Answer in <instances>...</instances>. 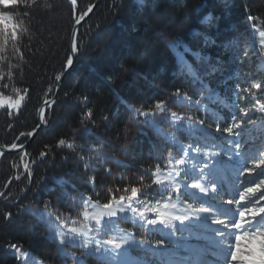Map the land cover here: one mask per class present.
I'll return each mask as SVG.
<instances>
[{
	"label": "trees",
	"instance_id": "obj_1",
	"mask_svg": "<svg viewBox=\"0 0 264 264\" xmlns=\"http://www.w3.org/2000/svg\"><path fill=\"white\" fill-rule=\"evenodd\" d=\"M93 2L77 0L75 7L70 0L0 3V24L8 15L3 11H8L23 25L15 40L9 36L5 42L0 37V95L25 96L17 113L0 110V146L22 144L35 128L40 102L66 64L74 21ZM199 2L103 0L81 27L80 54L64 80L48 127L25 153L5 154L0 160V264H74L81 249L66 245L62 257L56 241L48 238L57 214L82 225L86 198L108 203L131 196L133 187L144 201L164 197V190L153 183L156 169H169L168 160L177 159L184 145L197 137L185 126L175 130L168 117L145 118L129 112L120 96L133 109L151 112L156 101H165L170 111L186 119L204 120L210 131L199 139L206 143L224 138L215 132L216 123L223 126L230 121L234 110L254 113L264 105V61L256 48H246L247 42H254L252 26L264 30V0H230L233 28L216 40L218 45L227 41L226 85L219 73L209 74L208 60L193 54L199 51L204 57L210 51L200 37L190 34L193 26L187 21ZM29 15L30 22L25 20ZM205 30V26L198 29ZM248 52L256 70L245 57ZM176 89L180 97H173ZM207 94L219 100L213 103L205 99ZM88 109L93 111L95 127H88L94 134L77 132ZM113 110H118L117 118H111ZM47 113L48 107L46 119ZM105 116L110 119L105 121ZM74 134V148L57 146L61 138L73 142ZM41 151L50 155L40 158ZM93 178L95 183H88ZM51 189L64 192L68 199L53 196L46 208ZM7 213L12 214L10 221L3 218ZM86 264L111 263L93 255Z\"/></svg>",
	"mask_w": 264,
	"mask_h": 264
},
{
	"label": "snow or ice",
	"instance_id": "obj_2",
	"mask_svg": "<svg viewBox=\"0 0 264 264\" xmlns=\"http://www.w3.org/2000/svg\"><path fill=\"white\" fill-rule=\"evenodd\" d=\"M73 7L76 6L77 0H71ZM37 4V0H29V3L24 5H35ZM96 7L94 4H89L86 9L82 10L79 13V18L75 20V24L79 26L81 21L85 19L90 13L93 12V9ZM229 8H230V0H200V2L193 9V14L190 17H187V21L192 24V30H190V34L200 37V42L210 51L204 56L201 57L199 51L193 53L196 59H205L209 62V74L214 75L216 73L220 74L221 83L226 85V68H227V54L224 52V46H226L227 41H220L218 45L216 40L218 36L223 34L226 31H230L233 28L232 23L229 22ZM30 11V9H29ZM6 15V19L2 24H0V37H3V40L6 42L9 36L15 40L17 38V30L23 25L18 23L16 19L9 14L8 11H3ZM249 20H252L253 17L249 16ZM25 20L31 21V16H26ZM200 26H205L206 30L204 32L198 31ZM27 31V28L24 29ZM135 30V29H134ZM7 33V35H4ZM261 37H264V32L260 33ZM86 48V45H85ZM219 49V50H218ZM189 49H186L188 51ZM67 52L69 54L66 55V63L68 66L73 65L74 58L80 54V47L77 40V32L73 31L70 36V47ZM184 68L182 66L181 71ZM188 71L192 72L190 66H188ZM140 76V73H137ZM62 75H56L55 80L57 82L61 81ZM108 83L111 84L113 82L111 76L107 78ZM145 79H147L145 77ZM156 76L154 75L152 79L149 81L152 85H155ZM256 88H260L261 85H255ZM116 91L115 88L112 89ZM119 96V93H117ZM173 97H180V89H176L175 92L172 93ZM121 101L124 102L126 109L129 112H135L136 115L143 116L147 118L149 115L151 116H159L161 118L170 117L171 121L178 125H183L184 120L186 119L183 116L177 114L176 111H170L166 107L165 101H156L154 104V109L151 112L142 111L140 109H133L131 105L128 103L127 99L123 96L119 97ZM205 99L211 100L215 103L219 100V97L215 99L211 96L205 97ZM19 100H13L12 97L0 95V105H7L8 107H17L19 105ZM55 103V101H53ZM223 103V101H220ZM86 106V105H85ZM264 108V105L261 106ZM199 110V109H198ZM243 111V109H240ZM43 112V110H42ZM93 111L92 109H88L85 113L84 118L81 121L82 127L77 130L79 133L83 134H94L89 129L88 125H92L95 127V121L92 119ZM119 116L118 110H113L111 113V118H117ZM135 119V116L133 117ZM110 119L109 116H105L104 120L108 121ZM189 123V128L191 129L190 135L196 136L192 143L188 145L187 148L182 149V157L179 159H175L174 161L169 160V165L174 169L173 171L168 172L166 175L160 173L159 169H157V173L155 174L153 183L157 186L163 187V193L168 194L169 200H171L174 196H183L185 199L181 201L183 204V210L179 215H171L166 214V212L161 211V207L167 210L169 208L176 209L177 205L175 203H163L161 206L160 203H156L154 207L145 206L143 208L133 207L131 203L128 205V208L132 213H138L139 217L142 220H145L147 225H156L157 223L162 224L165 228H170L172 233L176 232V225L172 223V221H179L183 224L185 221H191L193 218L196 221H200L204 214L212 216V222L216 225L221 226L217 229L216 234L220 237V242L217 247L220 249L219 252H214V256H222L225 260V264H264V226L259 224L260 221H264V206L260 204L261 201H264V192H261L255 200H249L246 204H240L239 209L233 210V215L231 220L226 222L225 219L216 218L213 208L214 205L204 206L201 204L200 206H195L193 203H190L187 200L188 193L182 192V183L185 188H189L192 190H198L200 194L205 197L211 196L213 200L220 195V188L215 179V169L220 164V158L222 155H227L228 160L231 161L234 157L239 158L242 145L240 140L235 139L241 135L242 125L250 122L246 121L243 118L239 117V114L231 115L230 121H225V124L222 126L220 123H216L215 132L220 133L221 136L227 134L229 139V147L225 153L216 152V153H206L203 151L204 145L200 143V136H203L205 133L210 131V128L205 126L204 120L193 121L190 117L187 118ZM147 119L143 121V123H147ZM48 123V120L44 118L43 114L41 116V124L45 125ZM127 129H125V135H128ZM29 136L33 135V133H28ZM181 135H183L181 133ZM76 136L74 134L73 142H68L64 138H61L57 142L58 147L67 146L69 149L74 148V140ZM11 147L15 149L17 147L16 144H12ZM155 147V144L152 145ZM197 154L201 157V164L199 169L197 170V166L195 164L192 165L191 170L188 167L187 158L189 154ZM50 155L49 152L41 151L38 153L40 158ZM245 171L251 172V169H245ZM193 173L195 176L193 178ZM31 175V173H29ZM185 177L191 180V183H184L181 177ZM90 184L95 183V179L88 181ZM264 183V181H261ZM260 185L257 184L256 187H248L246 189L247 194H254ZM170 190V193H169ZM39 193V189L37 190ZM49 196V200L46 201L45 207H51V197L55 196L61 201H65L68 199L67 194L64 192H56L55 189H51L47 192ZM138 195L137 188L133 187L131 189V196L127 197L129 201L136 198ZM192 195H196L194 191ZM125 196L119 197V212H125V206L123 201H125ZM221 199L223 197L221 196ZM245 199V193H240V200ZM239 204V201H236ZM233 200L227 199L223 204H220V208L225 207V205H232ZM249 205H253L250 207ZM27 207V206H25ZM103 211L101 213L96 214L95 216L90 217L88 212H84L85 219H93L95 221V225L93 226V231L96 230V226L101 225V221L105 216L114 217L117 215V212L113 210L112 203H106L103 205ZM238 211V218L236 216V212ZM155 213L157 216L162 217L159 220L148 218V213ZM246 213H250V217L246 218ZM2 215V214H0ZM11 213H7L3 215V218L10 221ZM43 215V214H42ZM49 218L51 219L52 214L47 213ZM226 215V213H225ZM57 220H63L64 217L57 214ZM234 230V231H233ZM73 235L69 237L64 232H58L52 234L48 239L49 241H56L57 244V252L63 257V248L66 245H75L76 244V229H71ZM192 235H197V238H204L202 235L198 233H191ZM83 237L84 234L80 233ZM234 235V243L232 242V236ZM57 236L59 239L57 240ZM241 241H246L247 243L242 247ZM124 244H128V240L123 241ZM145 241L141 240L140 244L143 245ZM159 243H163L160 241ZM108 246H113L115 249H119L121 247L120 243H117L114 239H89L83 238L79 243V247L81 249V256L74 257V264H86V259L91 258L95 254H102L107 251ZM258 246V247H257ZM12 248H16V245H12Z\"/></svg>",
	"mask_w": 264,
	"mask_h": 264
},
{
	"label": "rangeland",
	"instance_id": "obj_3",
	"mask_svg": "<svg viewBox=\"0 0 264 264\" xmlns=\"http://www.w3.org/2000/svg\"><path fill=\"white\" fill-rule=\"evenodd\" d=\"M14 2L15 0H0V3L4 6L11 5ZM261 32H264V30L259 26H253L252 36L254 42H247L246 48L249 51L253 47H256L264 61V37L260 36ZM250 54V52L246 53L245 57L248 59V63L253 65L251 62L254 59L252 60ZM253 66L255 67V64ZM24 98V95H18L13 98V100L20 101L17 107L12 108L7 105H0V110L7 109L10 112L17 113L23 104ZM257 107L254 113L248 109L239 112L238 110H234L233 112V115L238 113L239 117L250 122L242 125L241 135L235 138L240 140L242 145L239 158L234 157L229 161L227 155H222L220 158L221 162L215 169V179L220 188V195L213 200L211 196L205 197L198 190L185 188L182 183L181 191L188 193L187 200L190 203H193L197 207L201 204L204 206L214 205L213 212L219 216L230 213V215L222 218L225 220H231L232 217L230 216L233 210L239 209L240 204H246L250 199L254 201L261 192H264V183H261V181H264V108L261 106ZM189 123L190 121L186 119L181 127H186L187 131L190 132ZM200 143L204 145L203 151L206 153L221 152L223 154L229 147L227 134H224V139L220 142L211 141L209 145L202 141ZM187 147L188 144L185 148ZM187 161L190 170L193 164L197 166L198 170L201 164V157L190 153ZM245 169H251V172L245 171ZM167 173L162 172L165 175ZM194 176L195 173H193V178ZM181 179L184 183H191V180L188 178L182 176ZM257 184L260 187L254 194L246 193L248 187L254 188ZM159 187L163 189L162 186ZM194 191L196 195H192ZM231 192L232 194H230ZM240 193H245L244 200H240ZM221 196L223 199H221ZM127 197L123 201L125 212L118 211L119 199H112L108 202L112 203L113 210L117 212V215L114 217L105 216L101 221V225L96 226L95 231H93L95 221L93 219H85L84 212H88L90 217L95 216L98 213L106 211L103 209V205L106 203L86 198L83 202L82 225H77L71 219L63 221L53 220L51 223L53 234L64 232L71 237L73 235L71 229L75 228L76 244L74 246L77 247H79V243L83 238L114 239L117 243L121 244L119 249L108 246L107 251L102 254H95L100 259H107L111 264H138L140 262L145 264H216V262H213V260H216V256L213 253L220 251L217 247L220 237L217 236L216 231L221 226L212 222V216L204 214L200 221H196L193 218L191 221H185L183 224L179 221H172L177 229L175 234H173L170 228H165L160 223L147 225L146 221L142 220L138 213L130 211L128 205L131 203L133 207L143 208L145 206L154 207L156 203H160L161 206L165 202L170 204L175 203L177 205L176 209L169 208L165 210L161 207V211L166 212V214L179 215L183 210L181 201L185 197L174 196L169 200L168 194H165L164 199H158L153 202L141 200L138 196L129 201ZM227 199H232L233 204L220 208V204H223ZM236 201H239V204ZM260 204L264 206V201H261ZM249 206L252 207L253 205ZM147 215L148 218L152 219L159 220L162 218L151 212ZM245 215L246 218L250 217V213H246ZM219 216L218 218L221 219ZM236 216L238 218V211L236 212ZM259 224L264 226V221H260ZM80 233H83L84 236L82 237ZM191 233H198L204 238H197V235H192ZM57 239H59L58 236ZM124 240H128L129 243L124 244ZM141 240L145 241L143 245L140 244ZM160 241H163V243H159ZM232 242L234 243V235L232 236ZM246 243V241H241L242 247ZM137 250H140L139 254H137ZM80 255V253H75L76 257ZM219 258H221L220 261L224 259L222 256H219Z\"/></svg>",
	"mask_w": 264,
	"mask_h": 264
},
{
	"label": "water",
	"instance_id": "obj_4",
	"mask_svg": "<svg viewBox=\"0 0 264 264\" xmlns=\"http://www.w3.org/2000/svg\"><path fill=\"white\" fill-rule=\"evenodd\" d=\"M102 1L103 0H94V2L92 4L96 5V7L93 9V12L101 4ZM93 12L90 13L87 17H85V19L83 21H81V24L79 26H77L75 24V21H74V24H73L72 30H71V34L73 31H76L77 32V39H78L79 30L89 20V18L92 16ZM71 34H70V36H71ZM69 47H70V44H69ZM76 58H77V56L74 58L73 65L68 66L67 63L65 64L64 69L60 74V75H62L61 81H59V82L55 81L54 84L51 85V87L45 92V94H44V96L40 102L38 111H37V124H36L35 128L30 132V133H33V135H31V136L28 135L26 141L23 142L22 144L17 145V147L15 149H13L11 147V145L10 146H0V160L2 159L3 155H5V154H16V153H20V152L25 153L27 151L28 147L33 142V140L35 139V137L37 136V134L42 129L48 127V125L51 121L52 110H53L54 106L57 104V98H58L59 93L61 91V88L63 86L64 80L66 79V77L69 75V73L73 69V67L75 65ZM50 93H52L51 97H49ZM53 101H55V103H53ZM45 107H48V113H47L48 123L45 125H42L41 124V116L43 114V116L45 118V114H44ZM42 110H43V112H42Z\"/></svg>",
	"mask_w": 264,
	"mask_h": 264
},
{
	"label": "bare ground",
	"instance_id": "obj_5",
	"mask_svg": "<svg viewBox=\"0 0 264 264\" xmlns=\"http://www.w3.org/2000/svg\"><path fill=\"white\" fill-rule=\"evenodd\" d=\"M46 113V107H45V109H44V114ZM234 191V190H233ZM232 191V192H233ZM232 192L230 193V194H232ZM229 194V195H230ZM214 214H216V218H218V214L217 213H214ZM233 214V213H232ZM232 214H231V216L230 217H232ZM227 215H230V213H226V215L225 214H223V215H221V216H219V217H221V219L223 218V217H225V216H227ZM228 218V217H227ZM229 221V219L228 220H226V222H228ZM220 259L221 258H219V256H216V260H213V262H216V264H224L225 263V260L223 259V261H220ZM218 261H220V262H218Z\"/></svg>",
	"mask_w": 264,
	"mask_h": 264
}]
</instances>
